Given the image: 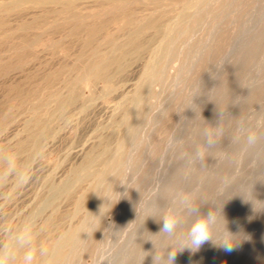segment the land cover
Listing matches in <instances>:
<instances>
[{
	"label": "rangeland",
	"instance_id": "374dc122",
	"mask_svg": "<svg viewBox=\"0 0 264 264\" xmlns=\"http://www.w3.org/2000/svg\"><path fill=\"white\" fill-rule=\"evenodd\" d=\"M15 2L0 10V256L45 264L69 237L58 264H264V0L0 6ZM103 59L113 81H89Z\"/></svg>",
	"mask_w": 264,
	"mask_h": 264
},
{
	"label": "bare ground",
	"instance_id": "6f19581e",
	"mask_svg": "<svg viewBox=\"0 0 264 264\" xmlns=\"http://www.w3.org/2000/svg\"><path fill=\"white\" fill-rule=\"evenodd\" d=\"M54 2V1H56V0H28V2H31L32 4H34V5H36V4H38V3H47V2H49V3H51V2ZM59 1V0H58ZM106 1V5L107 6H110V7H114L115 5H118V7H123V6H126V4L130 1V0H105ZM155 1V0H154ZM163 1V0H162ZM52 2V3H53ZM133 2V1H132ZM57 3V2H56ZM55 3V4H56ZM156 3V2H155ZM4 4V3H3ZM2 4V5H3ZM58 4V3H57ZM56 4V5H57ZM132 4V3H131ZM144 4V3H143ZM0 6V10H11V9H13V8H15V7H19L20 6V2H15V4H13V5H7V3H6V5H3V6ZM30 5V4H29ZM33 5V6H34ZM54 6V5H53ZM46 7V6H45ZM51 7V6H50ZM70 7H71V4H67L66 6H65V9L67 10V9H70ZM96 7H98V4L96 5ZM102 7V6H101ZM105 9V8H104ZM94 10V9H93ZM71 11V10H70ZM98 11V10H97ZM54 12V11H53ZM62 12V11H61ZM65 12V11H64ZM132 13V12H131ZM97 14V13H96ZM88 16H90V15H88ZM87 16V17H88ZM91 17H93L92 15H91ZM99 18V17H98ZM101 18V17H100ZM72 19V18H71ZM37 20V19H36ZM35 20V21H36ZM83 20V19H82ZM84 21H85V19H84ZM158 21V20H157ZM159 24H160V22H158ZM168 24V23H167ZM3 25V22H0V26H2ZM164 29V28H163ZM166 30H168V29H166ZM85 31V30H84ZM137 32V31H136ZM139 32V31H138ZM172 33V32H171ZM167 34V33H166ZM87 35V34H86ZM130 36V35H129ZM90 37V36H89ZM121 38V37H120ZM166 39V38H165ZM172 39V38H171ZM120 40V39H119ZM109 42V41H108ZM130 43H134V41H130ZM147 43H149V42H147ZM115 44V43H114ZM113 44V45H114ZM117 45V44H116ZM115 46V45H114ZM132 46H134V45H132ZM145 47V46H144ZM156 47V46H155ZM114 48V47H113ZM122 48V47H121ZM95 49V48H94ZM110 49V48H109ZM124 49V48H123ZM156 48H154V54L155 55H158V52L155 50ZM158 49H159V47H158ZM157 49V50H158ZM98 50V49H97ZM114 50V49H113ZM111 51H112V49H111ZM109 52V51H108ZM121 52V51H120ZM91 53V52H90ZM126 53V52H125ZM118 54V53H117ZM114 55V54H113ZM129 55V54H128ZM137 55V54H136ZM129 57V56H128ZM94 58H96V57H94ZM113 58V57H112ZM109 60V59H108ZM108 60H106V59H103V61H101V62H99V63H97V64H94L92 67H90V70L88 71V72H84V76H87V74H88V78H90L89 79V81H94V79L96 80V79H104L105 81H106V84H108V83H111L113 80L111 79V77H110V75L107 73V68H108ZM155 60V59H154ZM100 61V60H99ZM149 61V60H148ZM80 63V62H79ZM150 65V64H149ZM154 65V64H153ZM85 67V66H84ZM114 67V66H113ZM155 67V66H154ZM147 67H145V69H146ZM72 69V68H71ZM151 70V69H150ZM116 71V70H115ZM147 71H149V70H147ZM147 71H143L144 73L145 72H147ZM117 72H119V71H117ZM120 73V72H119ZM112 74V73H111ZM118 74V73H117ZM147 74H149V73H147ZM146 74V75H147ZM152 74V73H151ZM79 75V74H78ZM77 75V76H78ZM145 75V74H144ZM150 75V74H149ZM148 75V76H149ZM76 76V75H75ZM141 76V75H140ZM142 78H143V76H141ZM147 77V76H146ZM141 78V79H142ZM143 80V79H142ZM141 80V81H142ZM145 80H146V78H145ZM149 80V79H148ZM78 81V80H77ZM80 81V80H79ZM78 81V82H79ZM64 82V81H63ZM140 82V81H139ZM73 83V82H72ZM90 83H92V82H90ZM143 83V82H142ZM79 84V83H78ZM128 84V83H127ZM145 84V83H144ZM104 85V84H103ZM110 85V84H109ZM134 86H136V85H134ZM133 86V87H134ZM77 87V86H76ZM125 87V86H124ZM141 87V86H140ZM139 87V88H140ZM110 88V87H109ZM141 88H143V87H141ZM66 89V88H65ZM99 90H101V89H99ZM103 90V89H102ZM108 90V89H107ZM137 90V89H136ZM140 90V89H139ZM144 90V89H143ZM53 91V90H52ZM64 91V90H63ZM102 92V91H101ZM145 92V91H144ZM58 93V92H57ZM61 93V92H60ZM104 93V92H103ZM62 94V93H61ZM79 94H81V93H79ZM105 94V93H104ZM142 94V93H141ZM54 95V94H53ZM76 95V94H75ZM128 95V94H127ZM135 96H136V93H135ZM54 97V96H53ZM102 97V96H101ZM56 98H58V97H56ZM122 98H123V96H122ZM135 98V97H134ZM42 100H44V99H42ZM133 100V99H132ZM135 100V99H134ZM133 100V101H134ZM36 101V100H35ZM123 101H124V99H123ZM32 102V101H31ZM36 102H38V100L36 101ZM73 102V101H72ZM125 102V101H124ZM29 103V102H28ZM34 103V102H33ZM121 103V102H120ZM130 103V102H129ZM128 103V104H129ZM134 103V102H133ZM88 104H91V103H88ZM127 104V105H128ZM124 105V104H123ZM126 105V106H127ZM130 105V104H129ZM136 105V104H135ZM33 106V105H32ZM119 107H120V105H119ZM124 107V106H123ZM129 107V106H128ZM27 108V107H26ZM116 108V107H115ZM133 108H134V106H133ZM135 109V108H134ZM47 110V109H46ZM33 111H34V115H35V118L38 116V114L40 113V109L38 108V107H36V108H34L33 109ZM44 112V111H43ZM131 112H133V111H131ZM31 113V112H30ZM45 113V112H44ZM126 113H128V112H126ZM125 113V114H126ZM129 114V113H128ZM33 115V114H32ZM127 115V114H126ZM44 116H46L45 114H44ZM128 116V115H127ZM43 117V116H42ZM38 118V117H37ZM37 118L36 119H34L35 120V124H36V126H37V128L38 127H40V123H38L39 122V120H37ZM125 118V117H124ZM29 120H31V119H29ZM33 120V119H32ZM125 120V119H124ZM49 121H50V119H49ZM28 123V122H27ZM122 123V122H121ZM128 124V123H127ZM33 125V124H32ZM119 127V126H118ZM116 128V127H115ZM114 129V128H113ZM41 129H39L38 131H37V133H35L34 135H33V148H35L37 151L39 150V148H40V145H39V141H40V139L45 135V132L46 131H43V130H41ZM25 131V130H24ZM121 145V144H120ZM111 149V148H110ZM102 154H104V153H102ZM37 156V155H36ZM125 165V164H124ZM126 166V165H125ZM105 167V166H104ZM84 170V169H83ZM85 171V170H84ZM106 171V170H105ZM83 172V171H82ZM20 173V172H19ZM104 173V172H103ZM100 175V174H99ZM21 176V175H20ZM78 176H80V175H78ZM100 177V176H99ZM69 179V178H68ZM80 179L81 178H78L77 180H75L74 181V183L73 184H71L70 186H66V188L64 189V188H62L61 189V191H59V195H62L61 194V192H63V193H70L72 190H73V188H74V186L76 185V184H78V182L80 181ZM19 181V180H18ZM65 182V181H64ZM67 182V181H66ZM64 184V183H63ZM67 184V183H66ZM99 184H97V186H98ZM102 185V184H101ZM100 186V185H99ZM53 191V190H52ZM52 196H54V195H52ZM100 196V195H99ZM93 197V196H92ZM96 197V196H95ZM56 198V197H55ZM44 204V203H43ZM37 213H38V211H37ZM35 215V214H34ZM33 215V216H34ZM38 215V214H37ZM37 217V216H36ZM50 220V218L49 219H47L46 221H49ZM30 223V222H29ZM92 226V225H91ZM25 228V227H24ZM22 232V231H21ZM82 233V232H81ZM87 237H89L88 235H87ZM69 238V237H68ZM68 238L67 237H65L63 240L61 239V241L59 240L58 242H57V244H56V246L51 250V254H50V258L45 262V264H58V259L60 258L61 259V257H60V254H61V252L63 251V249H64V247H65V245H66V243H67V241H68ZM70 239V238H69ZM14 241H16V240H14ZM70 241V240H69ZM14 245V244H13ZM16 245V244H15ZM14 247V246H13ZM3 254V253H2ZM49 254V253H48ZM11 255V254H10ZM45 256V255H44ZM46 257V256H45ZM9 263L10 264H12V261H9Z\"/></svg>",
	"mask_w": 264,
	"mask_h": 264
},
{
	"label": "clouds",
	"instance_id": "9594fccd",
	"mask_svg": "<svg viewBox=\"0 0 264 264\" xmlns=\"http://www.w3.org/2000/svg\"><path fill=\"white\" fill-rule=\"evenodd\" d=\"M20 179L23 181L24 177L21 176ZM211 219V216L208 218H199L191 225L189 235L191 238L190 243L192 248L199 249L206 242L210 241L209 223ZM174 228L175 221L169 218L163 221L161 231L170 233ZM20 239L26 243H30L32 236L30 235L29 231L25 229L20 233ZM236 244L237 243H233L231 239H226L222 242L220 247L223 250L230 252L234 250ZM168 259L170 264H175L176 252H171ZM0 264H8L7 258L0 256ZM21 264H35V253L31 248H29V250L24 253Z\"/></svg>",
	"mask_w": 264,
	"mask_h": 264
}]
</instances>
